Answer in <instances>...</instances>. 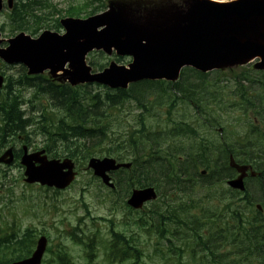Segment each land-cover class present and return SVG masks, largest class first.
I'll return each mask as SVG.
<instances>
[{
  "label": "trees",
  "instance_id": "trees-1",
  "mask_svg": "<svg viewBox=\"0 0 264 264\" xmlns=\"http://www.w3.org/2000/svg\"><path fill=\"white\" fill-rule=\"evenodd\" d=\"M35 4L41 5V1H35ZM29 8V4H20L13 8L8 15L11 32L24 30L34 34L38 31L41 24L28 25L25 16H32L35 10H39L35 8L31 11L28 10ZM94 66L98 67V65ZM235 82L237 92L231 95L225 94L220 92L218 82L207 80L206 75L192 71L183 74L178 84L168 86L167 91L170 94L176 95L178 100L192 107L200 116L197 115L199 118L197 117L196 123H218V116H214L209 107L221 97L226 99L233 96L230 103L237 104L236 106L245 112L244 135L237 139V143L207 142L190 151L188 156L182 159L179 155L182 147H178V139L185 134L197 133L190 125L180 124V131H172L171 136L175 140L170 141L171 143L163 150L162 145L168 141L164 140V137H158L156 132L145 130L144 116L141 115L136 121L139 130L126 132L124 140L123 135L119 134L123 127L120 125L121 121L118 117L111 119L113 114L123 112L125 105L131 100L139 108L150 113L157 102L156 92L150 86L147 88L137 85L130 92L105 89L104 92L92 94L87 88L73 89L47 83L38 77H24L17 84L20 90L32 88L34 98L41 96L50 102L49 106L47 104L48 107L40 103L39 110L31 106L27 114L22 111L24 99L21 91L15 93L12 82L9 81L4 88L5 92L0 95V138L3 139L7 135L23 136L26 129L34 125L35 120L36 122L39 120V123L44 125L39 133L49 139L45 150L54 158L68 157L80 165L92 156L104 155L131 162L130 170H121L117 176H114L115 190L110 192L111 194L120 192V197L123 199L134 187L153 186L159 192H163L165 197L170 193L186 192L188 188L189 191L198 187L215 189L225 178L233 174L228 169L226 160L231 153L236 158L242 153L241 161L251 164L261 173L258 179L259 189L264 192V72H242ZM28 103L31 104V101ZM175 103L176 101H171L170 108L174 107ZM33 111L39 112L38 118H32ZM170 111L169 109L168 114ZM53 112H58L57 119H47L46 116ZM251 117L255 118L256 123ZM167 135L166 133L165 136ZM152 136L154 140L151 139ZM51 137L55 139L52 140ZM59 146L63 147L59 149ZM169 149L174 151H165ZM221 154L224 155V160L215 159L214 156ZM200 169L205 170L207 174L203 177L199 176ZM198 177L202 181V186L197 182ZM245 200L252 205L251 201ZM227 201L219 208H215L212 214L209 211L206 213L207 209L201 204L193 202L188 206H179V211L187 215L184 222L192 225L193 231L201 232L200 239H202L199 240V245L201 253L208 262L264 264V215L256 214L259 216L255 218L245 217L233 197L228 198ZM196 202L198 203L199 199ZM190 210L194 211L190 212ZM110 234L112 238L109 246L104 250L107 252L106 260L116 264H137L140 254L133 241L127 239L124 233H117L113 229ZM199 235L197 234V237ZM32 236L29 231L19 240H16L15 233L4 236L0 240V264L28 255L34 242ZM70 236L76 243L89 246L86 248L87 256L92 264L96 254L97 235L88 236L84 242L83 238H78L75 233ZM67 258L65 253L58 254V260L62 264H66ZM131 258L135 259L129 263Z\"/></svg>",
  "mask_w": 264,
  "mask_h": 264
},
{
  "label": "water",
  "instance_id": "water-1",
  "mask_svg": "<svg viewBox=\"0 0 264 264\" xmlns=\"http://www.w3.org/2000/svg\"><path fill=\"white\" fill-rule=\"evenodd\" d=\"M188 10L175 15L167 26L158 24L152 14L144 21L132 22L116 10L85 21L64 20L65 35L45 32L37 40H31L20 34L9 41L7 49L0 50V58L9 64H24L29 74L49 68L52 73L63 71L62 79H68L72 85L97 82L111 88H123L128 82L141 79L174 80L185 66L208 71L258 59L260 62L255 68L264 70V0H238L224 5L202 2ZM102 26L105 28L98 32L97 28ZM111 47L133 57L131 70L111 65L101 74L90 75V69L84 64L86 53L93 48L110 53ZM66 64L69 70L64 69ZM2 83L0 76V88ZM43 153L22 157L21 163L26 166L25 181L57 189L68 187L75 177L72 162H49L46 157H40ZM12 159L9 149L0 163L9 164ZM230 166L240 176L229 185L242 190V179L249 167L235 165L232 159ZM120 167L127 166L115 165L110 159H91L88 164L94 176L111 188L113 185L109 184L106 173ZM154 198L152 189L134 191L128 204L139 208ZM44 248L45 240L41 238L30 258L12 264H39Z\"/></svg>",
  "mask_w": 264,
  "mask_h": 264
},
{
  "label": "rangeland",
  "instance_id": "rangeland-1",
  "mask_svg": "<svg viewBox=\"0 0 264 264\" xmlns=\"http://www.w3.org/2000/svg\"><path fill=\"white\" fill-rule=\"evenodd\" d=\"M83 2H86V0H51L52 4H55L62 10L67 6ZM103 2L109 6L113 4H123L135 17H142L146 11H151L155 8V2H157V0H103ZM6 13H8V10L5 8L0 14V26L4 27V32H2L0 36L2 40H8L18 34L17 32L9 33L6 24ZM42 31H39L32 37H38ZM57 32L59 34L62 33L61 30ZM99 53L100 52H93L89 54L86 58V62L89 63L91 59L105 58L103 59L104 68L111 62L123 66H126L130 62V58L128 57L119 58L120 60L117 61L114 54L108 57L104 54L99 55ZM0 72H3L7 78L11 77L13 82L17 81L22 73H26V71L22 72V70H20L19 65L9 67L0 65ZM233 73H235V70H224L218 72L216 76V73L212 72L207 76V79L212 81L213 78H216L217 81L221 82L222 86L226 85L223 87L225 93L232 94L235 91L234 82H232V80L225 82L222 76L231 79ZM41 76L48 80H52V77L47 72L43 73ZM221 79L222 81H220ZM91 90H93L92 93L97 91L94 87L91 88ZM20 91L24 99L22 108L27 114L31 106L39 110L40 102L43 104L47 103L45 99L33 98L32 89H21ZM168 98L174 100L172 97ZM231 99V96H229L220 103L215 102L211 104L212 114L220 117V127L225 128L226 138L224 141L227 143L237 142V139L243 137L245 131L243 121L245 112L243 109H238L239 106H236L237 108L229 107L228 103ZM29 101H31V104L28 103ZM156 101V106L153 107L150 113L145 114L134 102H131L127 104L123 112L113 114L111 119L113 120L115 117H118L121 121L120 125H123L122 130L119 132V134L123 135V140L125 139L126 132H129L130 129L136 130L138 128L136 121L142 114L144 116L146 131L151 130V132H158L161 129H166L168 131L173 125L180 124V120L187 122L191 127L196 129V135H189L187 138L178 139V147H182L180 156L188 154V152L197 148L201 143L205 144L214 141L222 143L219 139L220 136L217 130L213 131L212 127H209L208 124L204 122L194 123L198 118L195 115V111L190 107H187L181 102H177L168 118L166 115L168 107L165 100L157 98ZM31 116L36 119L39 117V113L34 111ZM49 118H54V116H49ZM37 124L38 121L36 122L35 120L34 125L26 131L27 134L30 133L29 149L31 151L42 149L45 141V136L39 133V125ZM151 139L154 140L153 136ZM12 145L19 148L20 141L18 139L16 140V138L8 139L5 146L8 147ZM166 147L167 146H164L163 149ZM214 157L215 159L220 158L224 160V155L222 154ZM98 159L102 158L98 157ZM237 160H242V153ZM76 169L79 174L75 184L67 190L56 194L54 193L55 191L51 189L46 191L45 188L40 189L38 186L31 188L27 187L23 182V170L20 169L17 164L0 168V231L9 232L15 228V231L22 234L27 229H34L47 237L49 240L48 245L53 251H55L57 245H62L75 264H87L84 251L81 246L73 244L66 236V233L70 232L71 228L74 227L75 231H82L83 234L87 236L95 233L96 226L100 230V245L97 246V258L94 260V263L106 264L102 245L109 238V225L102 221L104 219L112 220L117 231L123 233L132 232L135 243L144 254V264H164V260L172 254V246H181L180 239L186 234L188 238L191 237V232L182 228L180 234L175 237H170L171 242L167 243L162 237H167L174 233L175 228L171 224L160 226V220L156 215L157 212L166 213V206L154 201L146 204L138 213L129 214L127 211L128 207L125 203L126 198L123 200V198L120 197V192L111 194L109 190L101 184L96 181L93 182L91 172L86 169L85 163L83 165L77 164ZM199 186H202V183H199ZM247 190L250 194L248 197L249 202L251 201L252 205H248L246 201L237 200V203L240 202L238 209L243 210L245 217H254L256 214L254 215L252 211L256 212L255 205L261 204L260 199H262L261 194L263 193L260 191L259 182L257 181H248ZM221 192H224L223 189L220 190L218 187L215 189L196 188L195 194L187 196L180 194L178 200H188L190 198L197 199L201 196L208 195L209 201L206 202V206L212 208L218 204L222 205L223 202L220 199L224 198V196H228L227 194L221 196ZM107 198L111 200H107ZM84 205L87 207V210L84 209ZM175 205L176 203L173 204V207H175ZM250 212L252 215H250ZM138 217L142 218L139 224L134 222ZM159 239H162L160 243L161 251H157L155 248L156 241ZM46 260L51 264L52 255L50 253L46 255ZM186 260L187 256L183 254V261Z\"/></svg>",
  "mask_w": 264,
  "mask_h": 264
},
{
  "label": "flooded vegetation",
  "instance_id": "flooded-vegetation-1",
  "mask_svg": "<svg viewBox=\"0 0 264 264\" xmlns=\"http://www.w3.org/2000/svg\"><path fill=\"white\" fill-rule=\"evenodd\" d=\"M178 1H180V2H181V1H183V0H178Z\"/></svg>",
  "mask_w": 264,
  "mask_h": 264
}]
</instances>
